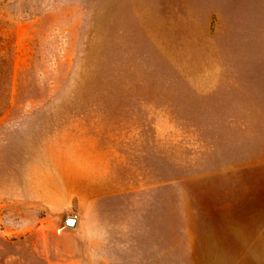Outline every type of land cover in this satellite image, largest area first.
I'll list each match as a JSON object with an SVG mask.
<instances>
[{
  "label": "rangeland",
  "instance_id": "374dc122",
  "mask_svg": "<svg viewBox=\"0 0 264 264\" xmlns=\"http://www.w3.org/2000/svg\"><path fill=\"white\" fill-rule=\"evenodd\" d=\"M0 264H264V0H0Z\"/></svg>",
  "mask_w": 264,
  "mask_h": 264
},
{
  "label": "water",
  "instance_id": "95a60500",
  "mask_svg": "<svg viewBox=\"0 0 264 264\" xmlns=\"http://www.w3.org/2000/svg\"><path fill=\"white\" fill-rule=\"evenodd\" d=\"M66 224L69 228H75L76 227V224H77V220L76 219H67L66 220Z\"/></svg>",
  "mask_w": 264,
  "mask_h": 264
}]
</instances>
